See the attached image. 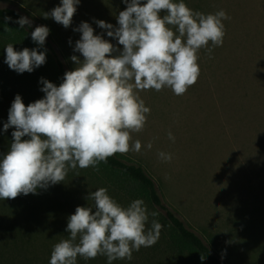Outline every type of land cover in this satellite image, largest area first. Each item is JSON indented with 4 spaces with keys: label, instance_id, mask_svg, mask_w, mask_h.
Listing matches in <instances>:
<instances>
[{
    "label": "clouds",
    "instance_id": "clouds-1",
    "mask_svg": "<svg viewBox=\"0 0 264 264\" xmlns=\"http://www.w3.org/2000/svg\"><path fill=\"white\" fill-rule=\"evenodd\" d=\"M80 0H61L44 18L68 28ZM126 8L117 16L118 27L97 20L122 45V50L82 21L74 31L81 33L72 55L76 67L64 73L59 85L41 77L43 98L27 105L17 94L11 104L4 130L14 128L10 149L0 158V199L36 194L38 189L63 182L69 169L92 167L117 153L139 152L141 142L130 145L132 132H140L150 108L139 92L170 88L183 95L200 74L198 52L222 46L225 36L224 10L205 14L194 11L185 0H123ZM11 17H5L10 20ZM31 27L28 17L16 21ZM50 29L36 26L31 39L43 47ZM211 42L212 47H208ZM71 44V39L69 40ZM5 63L17 73H31L46 62V49L16 50L5 47ZM23 137H28L23 139ZM170 140L175 139L171 131ZM153 144L146 145L151 150ZM171 161L170 153L159 152ZM93 206H77L68 217V238L57 242L49 264H76L77 257L95 259L105 255L108 264L132 259L133 251L151 247L163 225L149 212L143 199L127 206L118 203L100 187L89 193ZM151 227L146 229L149 217ZM222 253L221 258H224ZM205 257L201 256V260Z\"/></svg>",
    "mask_w": 264,
    "mask_h": 264
},
{
    "label": "rangeland",
    "instance_id": "rangeland-1",
    "mask_svg": "<svg viewBox=\"0 0 264 264\" xmlns=\"http://www.w3.org/2000/svg\"><path fill=\"white\" fill-rule=\"evenodd\" d=\"M60 3L61 0H0V7L18 10L31 20V27L46 25L50 29L46 40L56 50L66 71L76 67L70 59L72 55L83 59L79 52H74L81 35L74 29L82 21L93 27L94 34L102 35L122 50V45L108 37L107 30L96 21L104 20L118 27L117 16L126 8L123 0H80L68 28L51 17L44 18L45 12ZM185 3L205 14L221 9L227 13L229 19L222 21L223 44L213 48L211 55L207 48L199 50L198 80L183 95L178 96L167 87L139 92L150 113L144 128L131 133L130 145L139 140L141 150L122 155L146 169L164 204L221 256L224 253L225 264H264V0H185ZM208 47H212L211 42ZM169 131L174 141L169 139ZM149 141L153 144L151 150L146 147ZM7 151L0 152V158ZM159 152L170 153L171 161L160 159ZM71 179L68 171L64 181L55 184L50 193L21 194L13 199L18 202L24 198L28 202L22 217L13 216L12 221L19 220L17 224H22V231L38 232L32 235V243L20 249L35 253L34 261L26 260L24 264H49L53 246L68 238L55 229L45 237L47 231L41 229L47 222L38 228L29 213L32 209L29 204L36 202L41 208L39 193L65 204L68 197L75 200L66 205L63 224H67L78 206L76 199L81 193L78 189L85 185ZM66 190L70 196L64 195ZM48 225L54 227L52 221ZM147 248L133 251L131 260H120L117 264H174L156 244L151 250L154 256L143 259ZM14 250L0 236V264H7L2 259L11 258L9 252L16 254ZM101 256L88 260L78 256L76 264H108L107 257Z\"/></svg>",
    "mask_w": 264,
    "mask_h": 264
},
{
    "label": "trees",
    "instance_id": "trees-1",
    "mask_svg": "<svg viewBox=\"0 0 264 264\" xmlns=\"http://www.w3.org/2000/svg\"><path fill=\"white\" fill-rule=\"evenodd\" d=\"M5 17H11V19L5 20ZM20 17L22 16L18 10L11 7H0V144H3L0 147V152L5 149L9 150L13 140L12 132L14 128L10 127L5 131L3 125L8 120L9 109L15 96L17 94L21 95L25 105L43 98L45 93L40 90L43 87L40 78L43 77L59 85L66 72L63 61L51 43L46 40L44 46L40 47L33 42L31 32L35 27L25 25L24 28H20V25L16 22ZM10 43L18 51L25 47L29 49L37 48L39 51H45L46 49V62L35 68L31 73L24 72L21 74L11 70L4 62L5 47ZM27 138L23 137V139ZM98 168L99 171L94 170L92 167L69 170L72 176L71 182H85L83 188L78 189L81 192L76 199L78 206H93L94 202L90 199L87 200V196L100 187L107 188L109 195L123 206H127L134 199H143L149 212L154 210L159 212L158 217L155 219L163 227L159 236L160 241L155 244L157 247L160 245L161 249L159 251L161 253L165 252L164 257L167 260L174 264H225L221 254L212 245L190 229L174 210L164 204L153 177L141 164L117 153L109 157L106 163L100 162ZM53 190H55L54 185H49L46 189H38L37 193L40 191L50 193ZM38 195L41 196V199L37 198L38 201L43 203L41 208L39 209L35 205L36 202L29 204L32 207L29 213L33 215L32 219L36 220V226L39 228V225L47 222L46 227L41 229L47 231L45 237L49 235V232L52 233V229H55L56 232L65 233L68 237L70 234L65 231L67 224H63V220L68 211L66 205L73 204L75 200L71 201L68 197L65 204L60 200L51 198L52 196L48 198L47 196L43 197L41 193ZM55 195L56 198L59 197L58 194ZM64 195L70 196L69 190H66ZM27 202L28 199L24 198L23 200L20 198L18 202L13 199H0V236L5 245L7 244L12 249L15 248L14 253H16L9 252L12 256L6 258V260L2 259L4 263L24 264L26 260L34 261V252H25L20 249L32 243V235L38 232L33 231L30 234L27 231H22V224H17L19 220H17V223L12 221L13 216L15 219L22 217V210ZM35 209L38 210V213ZM152 219L150 216L146 229L151 227ZM49 221H52L54 227L48 225ZM57 221H59L58 226ZM147 249L149 251L143 254V259L149 260L154 252L151 253L152 246ZM18 250L19 254H17ZM201 256L205 258L201 260ZM14 259L18 260L11 261ZM120 260H115L116 264Z\"/></svg>",
    "mask_w": 264,
    "mask_h": 264
}]
</instances>
